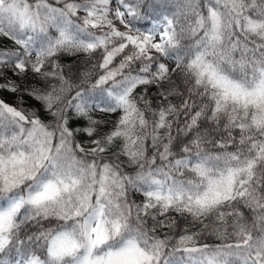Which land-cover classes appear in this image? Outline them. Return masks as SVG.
<instances>
[{"label": "snow or ice", "instance_id": "snow-or-ice-1", "mask_svg": "<svg viewBox=\"0 0 264 264\" xmlns=\"http://www.w3.org/2000/svg\"><path fill=\"white\" fill-rule=\"evenodd\" d=\"M0 93V264H264V0H0Z\"/></svg>", "mask_w": 264, "mask_h": 264}, {"label": "trees", "instance_id": "trees-1", "mask_svg": "<svg viewBox=\"0 0 264 264\" xmlns=\"http://www.w3.org/2000/svg\"><path fill=\"white\" fill-rule=\"evenodd\" d=\"M85 57L84 56H81L80 57V62H81V70L83 71V70H87L88 68H90V65L89 64H87V63H85ZM68 63H72V60L70 59V60H68L67 61ZM3 95H2V97L3 98H5L9 103H13V102H15V100H16V97L15 96H13L12 94H10V93H2ZM34 103V102H33Z\"/></svg>", "mask_w": 264, "mask_h": 264}, {"label": "rangeland", "instance_id": "rangeland-1", "mask_svg": "<svg viewBox=\"0 0 264 264\" xmlns=\"http://www.w3.org/2000/svg\"><path fill=\"white\" fill-rule=\"evenodd\" d=\"M2 95H3V94H2V93H0V97H2Z\"/></svg>", "mask_w": 264, "mask_h": 264}]
</instances>
